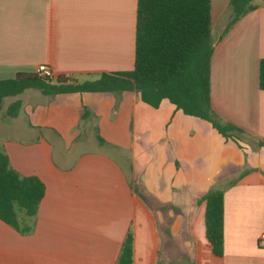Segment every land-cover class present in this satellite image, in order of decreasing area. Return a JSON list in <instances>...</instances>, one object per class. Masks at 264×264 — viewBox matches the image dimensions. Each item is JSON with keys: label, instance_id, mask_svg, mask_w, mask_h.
<instances>
[{"label": "crops", "instance_id": "0c3cea01", "mask_svg": "<svg viewBox=\"0 0 264 264\" xmlns=\"http://www.w3.org/2000/svg\"><path fill=\"white\" fill-rule=\"evenodd\" d=\"M229 2L211 0L210 102L250 136L226 139L136 90L4 99L20 109L0 119V150L44 195L32 233L0 221V264H116L129 232L132 264H264V0L224 33ZM136 3L0 0V81L39 65L78 82L131 71ZM211 190L223 191L220 257L205 236Z\"/></svg>", "mask_w": 264, "mask_h": 264}, {"label": "trees", "instance_id": "16d2710c", "mask_svg": "<svg viewBox=\"0 0 264 264\" xmlns=\"http://www.w3.org/2000/svg\"><path fill=\"white\" fill-rule=\"evenodd\" d=\"M260 0H230L226 33ZM211 0H137L134 30V62L129 72L101 73L95 80L78 82L65 76L55 80L35 74H17L0 81V111L3 100L27 89L46 96L67 93H121L136 90L141 101L156 109L167 100L184 115L204 120L224 138L250 136L224 123L210 102ZM259 89L264 91V60L259 63ZM18 101L5 110L17 116ZM89 112L85 109L82 118ZM98 142L103 140L97 135ZM263 146V143H259ZM44 186L36 177H22L0 150V221L22 235L32 233ZM205 202L206 240L215 256L223 253V191L211 190ZM116 264H132V236L127 233Z\"/></svg>", "mask_w": 264, "mask_h": 264}, {"label": "built area", "instance_id": "2783aa9c", "mask_svg": "<svg viewBox=\"0 0 264 264\" xmlns=\"http://www.w3.org/2000/svg\"><path fill=\"white\" fill-rule=\"evenodd\" d=\"M34 74L39 78L55 80L54 72L47 65H39ZM259 242L264 246V233L260 235Z\"/></svg>", "mask_w": 264, "mask_h": 264}, {"label": "rangeland", "instance_id": "374dc122", "mask_svg": "<svg viewBox=\"0 0 264 264\" xmlns=\"http://www.w3.org/2000/svg\"><path fill=\"white\" fill-rule=\"evenodd\" d=\"M26 94L38 95V97H40V96H39V95H40V92L37 91V90H34V89L27 90V91L25 92V95H26ZM9 102H10L9 99H6V100L3 101L2 110L0 111V119H1V118H4V112H5V109L7 108ZM1 120H3V119H1ZM4 122H5V121H4Z\"/></svg>", "mask_w": 264, "mask_h": 264}]
</instances>
